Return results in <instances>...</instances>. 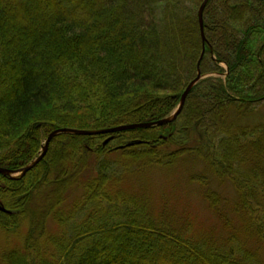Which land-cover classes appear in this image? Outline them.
Listing matches in <instances>:
<instances>
[{
    "label": "trees",
    "instance_id": "1",
    "mask_svg": "<svg viewBox=\"0 0 264 264\" xmlns=\"http://www.w3.org/2000/svg\"><path fill=\"white\" fill-rule=\"evenodd\" d=\"M202 1L0 0L2 169L30 165L55 130L169 118L197 71L208 75L170 123L60 134L24 176L0 175V230L29 222L3 264H264L232 225L245 216L264 240V124H238L264 104V0L208 1L197 68ZM192 159L203 170L186 175ZM155 173L200 187L226 238L196 237L174 226L176 211L148 208L155 196L141 181ZM210 179L232 183L233 208ZM30 192L46 208L30 209Z\"/></svg>",
    "mask_w": 264,
    "mask_h": 264
},
{
    "label": "rangeland",
    "instance_id": "2",
    "mask_svg": "<svg viewBox=\"0 0 264 264\" xmlns=\"http://www.w3.org/2000/svg\"><path fill=\"white\" fill-rule=\"evenodd\" d=\"M207 76L208 75L202 76L201 79ZM209 76L225 79L226 73ZM250 111L251 112L248 113L246 118H243L238 122L240 127L248 126L252 128L264 124V104L254 106ZM190 164L193 167L188 166ZM185 166L188 167H183L181 170L188 169L186 170V175L203 170V164L193 159L185 160ZM191 168L194 171L191 170ZM19 176V174H14L13 178H18ZM144 179L148 180V192L155 196L153 204L148 208H154V211H156L157 208H170L172 211H176L178 213L176 219L174 220L173 217L170 218L173 219L174 226L178 229H183L187 225L191 229L189 230V233L194 234L196 237H210L216 240L226 238L228 231L223 228L222 223L216 214L208 209L210 207L207 202L202 199V190H200V187L194 184H188L183 178V175L176 176L174 173L167 175L164 173H155L153 175L149 174V176L144 177L143 181H141L147 185V182H145ZM210 182L211 188L217 191V193L222 196L221 198L227 200V204H225L227 207L222 205L223 203L220 207L222 208L223 206L224 210L226 208H233V204L238 201V197L232 183L228 179L221 182L210 179ZM125 187L128 188L127 186ZM30 193L32 197H35L32 204H28L30 209L37 210L39 212L46 208L45 201L41 200L38 196L40 193L37 195L33 192ZM79 193L80 191H75L74 197H78ZM68 202L69 201H67V203ZM4 208L5 206L0 201V210H3ZM137 208H146V206L138 205ZM240 216L243 217L244 215L242 214ZM242 219L244 222L243 224H241L237 218L235 219L232 224L234 230L238 231L237 236L246 244L248 249L256 252L258 259L264 263V240L261 241L258 235L251 230H248L251 222L247 217L244 216ZM28 230L29 222L25 220L21 221L17 226L12 227L9 230H0V264H3L2 257L4 255L14 249L23 248Z\"/></svg>",
    "mask_w": 264,
    "mask_h": 264
},
{
    "label": "water",
    "instance_id": "3",
    "mask_svg": "<svg viewBox=\"0 0 264 264\" xmlns=\"http://www.w3.org/2000/svg\"><path fill=\"white\" fill-rule=\"evenodd\" d=\"M208 1L209 0H203L202 1L201 5L198 9V14H197L199 33H200V38H201V42H202V54H201L200 60L202 59V57L204 55L205 44H206V38H205V34H204V24H203V12H204V9H205ZM200 60L197 64V68H199ZM201 78H202L201 73L198 70L196 78L187 86L186 90L182 94V97L180 99V102H179L177 109L169 118L163 119V120L155 122V123L122 125V126L110 128L107 130L97 131V132L76 131V130H69V129L55 130L48 135V137H47V139L43 145L41 154L39 155V157L35 161H33L30 165L24 167L23 169H21L19 171H9V170L0 168V175L10 177V178H13L14 174H17V175L19 174L20 176H24L27 172H29L31 169H33L40 162V160L44 157V155L47 152L50 141L55 136L60 135V134H74V135H84V136H92V135H100V134H115V133L130 131V130H134V129H143V128H150V127H154V126H162L164 124L170 123L177 118V116L179 115V113L182 110L186 96L188 95L191 88L198 81H200Z\"/></svg>",
    "mask_w": 264,
    "mask_h": 264
},
{
    "label": "bare ground",
    "instance_id": "4",
    "mask_svg": "<svg viewBox=\"0 0 264 264\" xmlns=\"http://www.w3.org/2000/svg\"><path fill=\"white\" fill-rule=\"evenodd\" d=\"M201 54H202V53H201ZM203 56H204V55H203ZM200 58H201V55H200ZM202 58H203V57H202ZM199 60H200V59H199ZM201 60H202V59H201ZM201 60H200V61H201ZM198 62H199V61H198Z\"/></svg>",
    "mask_w": 264,
    "mask_h": 264
}]
</instances>
